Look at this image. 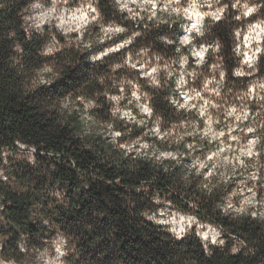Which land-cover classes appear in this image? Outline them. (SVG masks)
I'll list each match as a JSON object with an SVG mask.
<instances>
[{
  "label": "clouds",
  "instance_id": "clouds-1",
  "mask_svg": "<svg viewBox=\"0 0 264 264\" xmlns=\"http://www.w3.org/2000/svg\"><path fill=\"white\" fill-rule=\"evenodd\" d=\"M10 3L20 4L25 40L34 33L43 38L36 48L41 62L26 71L16 30L0 34L13 41L9 59L22 77L18 92L25 99L58 97L38 106L53 122L51 134L68 132L81 153L121 175L109 179L95 166L85 169L45 140L17 135L0 144V264H81L84 256L82 232L57 222L53 211L69 207L66 189L51 184L37 200L36 182L14 174L18 162L38 168V156L75 170L84 190L138 177L130 191L146 203L130 215L177 250L141 264H191L180 253L193 241L209 259L218 251L255 257L264 242V0H0V10ZM221 22L230 51L214 32ZM86 63L88 79L70 83ZM62 80L66 85L53 90ZM105 107L106 119L98 114ZM161 175L171 178L164 188L155 186ZM4 188L32 195L24 221L42 225L39 236L8 216ZM137 205L122 196V207ZM253 223L260 228L255 239L241 228ZM82 228L94 230L92 222ZM101 239L113 249L122 243L115 226Z\"/></svg>",
  "mask_w": 264,
  "mask_h": 264
},
{
  "label": "trees",
  "instance_id": "trees-1",
  "mask_svg": "<svg viewBox=\"0 0 264 264\" xmlns=\"http://www.w3.org/2000/svg\"><path fill=\"white\" fill-rule=\"evenodd\" d=\"M20 7L18 3H10L8 7L0 10V34L7 33L11 29L16 30L15 39L23 42L25 53L23 63L25 70L29 71L32 66L41 62V58L36 55V48L42 42L41 37L35 33L31 40H25V34L20 29L21 21L16 12ZM106 14L111 15L110 9L105 5ZM164 30H167V26ZM179 32V30H176ZM216 34L221 35L227 44L230 41L227 36V28L221 25L214 29ZM159 34V33H156ZM12 40H0V144H9L13 137L22 135L28 140H45L46 147L63 150L65 157L73 155L78 158L81 166L87 169L95 166V170L103 174L104 177L115 179L121 173L117 172L115 166L100 165L95 159L94 154L79 151V146L74 144L68 132H58L51 134L50 129L52 120L47 118L45 113L38 111L40 104H54L58 97L48 98L45 94H37L34 97L24 98L19 92V83L22 77L17 70L12 68L9 57L11 52L10 44ZM159 47V46H158ZM231 65V61L228 62ZM84 73H76L72 76L70 83L78 84L82 80H87L86 72L89 66L84 65ZM66 81H60L53 86V90L65 86ZM161 109H166V105L159 103ZM104 111L98 114L107 118ZM75 123V121H73ZM41 162L38 168H33L23 162H18V171L14 174L20 181L34 180L36 189L40 194L36 196L37 200H42L46 186L54 184L64 188L67 191V197L70 205L67 208L57 206L53 211L58 212L57 222H62L65 227H71L73 230H80L83 235L81 247L84 249V256L81 258V264H141L142 260L151 256L153 260L157 258L163 260L169 254H175L176 249L165 243L162 234L156 232L150 226V223H142L138 215H130V212L138 213L139 208L145 205L142 201L143 194H137L130 191L133 185L138 183V177L133 175L125 177L121 185H105L102 182L92 183L91 188L84 190L80 187L82 181L77 176L75 170L46 157H37ZM55 163L56 170L50 171L51 164ZM144 174L142 170L141 175ZM170 177L161 175L156 181L155 186L164 188L170 182ZM50 181V183H49ZM7 195L5 211L22 228L31 232L34 236H39L44 228L39 223H25L24 217L28 207L32 202V195L25 197L17 196L8 188L2 189ZM129 194L138 201L136 209H128L121 206L122 196ZM105 202H108L107 204ZM108 205H113L109 207ZM92 213H97L101 219L97 220ZM217 219L230 226L225 218ZM89 222L93 223V231L89 234L83 232L82 225ZM113 226L119 229V239L122 240L120 248L113 249L109 239H101L106 233L110 232ZM242 230L247 232L252 238H256L260 228L256 224H245L241 226ZM236 230V229H234ZM261 251L255 257L245 258L243 256L225 257L223 252H216L213 258L209 259L202 255L196 242H190L186 251L180 253L181 256L191 258V264H264V242L260 245ZM184 264H189L186 259Z\"/></svg>",
  "mask_w": 264,
  "mask_h": 264
}]
</instances>
